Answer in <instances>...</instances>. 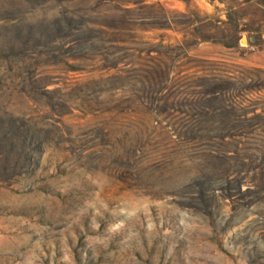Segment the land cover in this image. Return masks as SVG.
I'll use <instances>...</instances> for the list:
<instances>
[{"label":"rangeland","instance_id":"obj_1","mask_svg":"<svg viewBox=\"0 0 264 264\" xmlns=\"http://www.w3.org/2000/svg\"><path fill=\"white\" fill-rule=\"evenodd\" d=\"M159 1L226 18L218 0ZM102 3L0 0V264H264L262 208L232 213L216 198L208 214L197 200L124 181L113 166L117 142L137 140L138 124L91 116L87 97L103 86L100 72L70 59L68 43V24L95 16ZM243 11L259 30L254 49L243 33L241 56L218 44L196 52L233 68H264V12ZM165 32L170 41L181 37ZM251 97L264 104V91ZM106 126L113 153L105 151Z\"/></svg>","mask_w":264,"mask_h":264},{"label":"trees","instance_id":"obj_2","mask_svg":"<svg viewBox=\"0 0 264 264\" xmlns=\"http://www.w3.org/2000/svg\"><path fill=\"white\" fill-rule=\"evenodd\" d=\"M218 1L225 19L159 0H103L92 9L95 16L68 24L74 29L70 59H85L91 73L100 72L96 82L103 86L87 97L93 118L138 124L139 138L118 141L112 160L124 181L197 200L208 214L216 198L229 202L232 213L241 206L264 213V104L251 97L264 91V68H233L196 52L218 44L241 56L243 33H250L246 41L254 49L259 30L242 10L264 12V0ZM168 29L181 37L167 40ZM148 30L159 32L157 40L143 35ZM103 135L105 151L113 153L111 127Z\"/></svg>","mask_w":264,"mask_h":264}]
</instances>
